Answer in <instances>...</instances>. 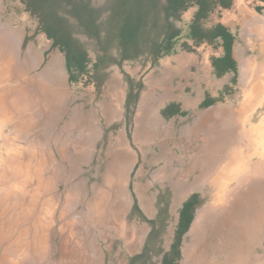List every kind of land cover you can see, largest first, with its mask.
I'll use <instances>...</instances> for the list:
<instances>
[{"label": "rangeland", "instance_id": "374dc122", "mask_svg": "<svg viewBox=\"0 0 264 264\" xmlns=\"http://www.w3.org/2000/svg\"><path fill=\"white\" fill-rule=\"evenodd\" d=\"M34 5V0H0V38L14 37L20 61L30 47L38 54L25 77L18 64L11 80L6 69L0 70L4 83L14 88L35 80L30 89L38 102L32 119L14 113L0 123V235L10 236L0 244V264L3 258L4 264H183L192 226L212 203L228 210V224L214 222L210 229L228 234L210 240L197 264H262L264 175L258 184L237 182L247 170L248 175L256 170L258 155L228 182V197L221 201L213 202L215 173L205 182L198 170L188 169L202 149L209 158L219 151L222 114L241 105L252 86L253 73L245 70L258 58L253 19L264 21V0H232L203 20L204 26L220 23L235 36L236 69L226 74L215 69L222 40L199 45L188 40L190 49L181 46L196 6L176 21L183 29L177 50L158 59L146 49L135 59L121 60L116 41L102 51L76 24L63 22L90 57L85 70L72 72ZM261 87L264 97V82ZM210 98L215 103L205 104ZM248 115V126H258L264 102ZM33 148L37 161L31 166L45 157L42 178L50 183L32 203L25 194L36 192L39 184L32 182L34 171L28 175ZM167 163L182 173L168 178L160 172ZM176 182L185 186L175 196ZM192 199L191 223L180 233L184 204ZM212 243H226L228 255L222 250L217 256Z\"/></svg>", "mask_w": 264, "mask_h": 264}, {"label": "trees", "instance_id": "16d2710c", "mask_svg": "<svg viewBox=\"0 0 264 264\" xmlns=\"http://www.w3.org/2000/svg\"><path fill=\"white\" fill-rule=\"evenodd\" d=\"M34 1L37 6L34 5L36 9L33 11L42 15L44 31L65 52L72 72L85 70L90 57L88 51L78 45L76 37L65 30L63 22L76 24L90 39L96 40L102 51L116 41L121 60L135 59L147 50L152 58L158 59L177 50L183 29L177 26L176 21H180L193 6L196 10L187 24V39L181 46L190 49V44L213 43L220 39L226 52L222 58L216 59L218 71L236 69V61L231 57L235 36L220 23L211 27L203 25V20L217 5L225 7L232 0H105L102 5H98L96 0ZM188 40L192 43L189 44ZM102 60L98 54L97 61L100 63ZM70 78L76 81L78 76L71 73ZM171 111L176 112L175 109ZM193 212L192 199L184 204L180 233L191 223ZM165 264L170 263L167 261Z\"/></svg>", "mask_w": 264, "mask_h": 264}, {"label": "crops", "instance_id": "0c3cea01", "mask_svg": "<svg viewBox=\"0 0 264 264\" xmlns=\"http://www.w3.org/2000/svg\"><path fill=\"white\" fill-rule=\"evenodd\" d=\"M253 20L254 21L256 20V22H254L253 24V33H254L253 53L256 56H258L259 59L254 58V63L252 64V68L245 70V72H248L250 70L253 73L250 80L252 86L247 93L248 95L247 94L245 95V98L241 105L237 106L236 108L233 107L226 109V111L222 114L224 115L223 117L224 123L222 124L219 132H217L218 140L216 141V145L219 146V151L216 150L213 157L209 158L208 155L205 154L204 150L202 149L201 154H198L195 157V162L188 169V171L198 170L200 181L207 180L210 177L211 173H215L216 177L213 179V182L215 181L214 184L218 186V193L215 194L213 202L218 200L221 201L228 197V188H229L228 182H230V180L234 178H237L241 173H243L244 168L247 167L250 168L251 155L252 156L258 155L259 157L258 163L255 166L256 170H253L252 175H248L249 170H247L246 174L241 175L238 178V180L240 179V181H237L238 184H240L241 186L246 182L258 184L260 181H258L257 179L261 178V176L264 175V171H261L264 170V168L263 169L260 168L261 166L264 167L263 164L264 119L260 122V124H258V126H254V125L248 126L247 123L248 117H250V115H248V111L250 110V108H253L259 103L264 102V97L262 95V87H261V83L264 82V21H262L261 18H257V17H255ZM257 37H259L260 39ZM14 41L15 39L12 36L7 37V39L0 38V49H1L0 66L3 65L2 68L1 67L0 68L6 69V72H8L9 74L11 69L13 68L15 69L16 64H18L21 66L20 74L24 75L25 77L26 72H29L34 68L36 60L38 58V54L36 50L30 47L29 50L25 52V56L22 59L23 61L18 60L16 58V48L13 47V44L15 46ZM225 52L226 50L223 46L222 54L218 55L217 59L222 58ZM231 57L236 61L232 49H231ZM215 69L216 71H218L216 65H215ZM231 71L233 70H229L227 72H222V73L226 74ZM8 74L6 75L5 78L10 80L13 79L14 73H12L11 71V73L9 75ZM4 80L5 79L0 78V88H1L0 89V114H1L0 123L4 119H9V117H11L14 113H16V115L22 113H23L22 115H24L26 113V115L22 116V118L29 117L30 119H32L33 118L32 115H35L34 109L38 104V102H36V99L33 96H31L32 90L30 89L31 88L30 86L34 84L35 80L26 79L25 83H22V85H19V87L16 86V88L8 86L7 84L4 83ZM20 92L24 97L21 100L20 98H17L16 95ZM205 102H209L210 104L215 103L213 98L206 99ZM144 104H145V99H143L141 107H143ZM1 107L3 108L1 109ZM248 107L250 108L248 109ZM200 115H207V114H200ZM246 137L248 139L247 144H245ZM260 140H263V144H261ZM6 141H8V138H6ZM32 150L33 151L30 156V160L28 162L30 166L32 164L31 161L33 162L37 161L36 153L38 151H36L34 148ZM13 162L14 164H16V161ZM46 162L47 161L44 157L41 160H39L38 163H40V165H42L43 168L46 166ZM167 162L169 163V161ZM168 163L165 164L164 167H162V169L160 170V172L166 173V176L168 178L175 177L179 172L182 173L180 169H173ZM184 186H185L184 183L180 184L176 182L175 196L181 193L182 187ZM18 189L20 190V188ZM40 193L41 191L38 194L37 192H33V193L28 192L25 195L26 196L29 195L31 197L30 200L33 203L34 200L40 197L41 195ZM256 194L257 193L255 192V195ZM256 210L259 211L261 209L259 207L258 209H254L253 212H255ZM227 213L228 210L226 208L217 207L214 205V203H212L211 206L203 209L198 214V217L195 223L193 224L190 233L192 234V236L190 235V243L185 248L183 264H187L188 262L191 261H193L194 264H197L199 262V258H201L200 256L202 252L205 250V254H206V251L210 247L211 245L209 242L210 240L214 239L215 237H221V239L222 238L225 239L227 237L228 234L227 230H223V231L219 230V232H217V231H212L210 229L214 222H222L227 226L228 220L224 218V216L228 215ZM44 225L46 224L44 223ZM46 226H48V224ZM72 228H74L73 225ZM212 244H213L212 248H217V256L218 254L222 253V250L224 251L223 253H226L228 255V246L226 245V243H224L223 246H221L220 244L215 245V243ZM189 258H191V260H189ZM258 262H262V264H264V260ZM243 263L245 264V261H243Z\"/></svg>", "mask_w": 264, "mask_h": 264}, {"label": "bare ground", "instance_id": "6f19581e", "mask_svg": "<svg viewBox=\"0 0 264 264\" xmlns=\"http://www.w3.org/2000/svg\"><path fill=\"white\" fill-rule=\"evenodd\" d=\"M254 34V33H253ZM6 36V35H5ZM8 36V35H7ZM257 38H259V37H257ZM7 39V38H6ZM260 39V38H259ZM8 42H11V41H8ZM11 44V43H10ZM13 44V43H12ZM13 47H15L14 46V44H13ZM259 48V47H258ZM1 50V49H0ZM256 51V50H255ZM254 52V51H253ZM2 63V62H1ZM2 65V64H1ZM3 66V65H2ZM2 66H0L1 68H2ZM0 68V69H1ZM7 74H8V72H7ZM6 74V75H7ZM10 74V73H9ZM8 74V75H9ZM1 78V77H0ZM6 86V85H5ZM18 87H19V85H17ZM3 88V87H2ZM1 89V88H0ZM256 91V90H255ZM2 92H4V91H2ZM6 92V91H5ZM7 93V92H6ZM16 93V92H15ZM248 95V94H247ZM14 96V95H13ZM6 98V97H5ZM10 98H12V97H10ZM7 100V99H6ZM254 100V99H253ZM253 104V103H252ZM4 105V104H3ZM3 107H1V109H2ZM250 107H248V109H249ZM251 109V108H250ZM4 112V111H3ZM241 113V112H240ZM3 114V113H2ZM238 114V113H237ZM1 115V114H0ZM239 115V114H238ZM247 116V115H246ZM7 118V117H6ZM10 118V117H9ZM243 119V118H242ZM241 121V120H240ZM233 124V123H232ZM261 141V144H263V140H260ZM260 144V143H259ZM27 150V149H26ZM21 154V153H20ZM27 157V156H26ZM41 160V159H40ZM41 163V162H40ZM40 163H38V164H36L35 166H34V169L30 166V164H28L27 165V169H28V175H29V172L31 173L32 171H34V177L32 178V182L34 181V179H37V181H38V185H36L37 187V194L42 190V191H44L47 187H48V184H49V181H46V180H44L41 176H44L45 175V172H46V168H42V165H40ZM17 169V168H16ZM221 169V168H220ZM221 171V170H220ZM18 170L16 171V173L18 174ZM225 173V172H224ZM218 178V177H217ZM230 178V177H229ZM228 178V179H229ZM25 182L27 181V179L26 180H24ZM31 182V181H30ZM215 182V181H214ZM181 184V183H180ZM222 188V187H221ZM220 191V190H219ZM33 196V195H32ZM216 204V203H215ZM2 213H0V215H1ZM210 215V214H209ZM201 217V216H200ZM205 218V217H204ZM207 218V217H206ZM204 220V219H203ZM206 220V219H205ZM123 231V230H122ZM7 237H10L8 234L6 235V237H1V235H0V244L5 240V239H8ZM6 253V252H5ZM5 253H4V255H5ZM7 254V253H6ZM4 258L2 259V261H1V264H4Z\"/></svg>", "mask_w": 264, "mask_h": 264}]
</instances>
